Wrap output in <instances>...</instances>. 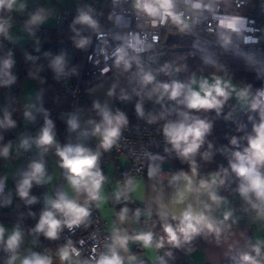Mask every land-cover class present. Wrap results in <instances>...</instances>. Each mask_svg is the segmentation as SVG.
<instances>
[{
    "label": "crops",
    "instance_id": "crops-1",
    "mask_svg": "<svg viewBox=\"0 0 264 264\" xmlns=\"http://www.w3.org/2000/svg\"><path fill=\"white\" fill-rule=\"evenodd\" d=\"M85 4L87 5L86 0H15L11 8L4 7L8 11V16L19 19L29 33L34 27L54 28L59 9L85 7ZM212 78L207 79L211 82ZM229 82L237 90L242 88ZM139 86L140 71L132 67L110 73L91 84L82 101L84 109L78 114L81 127L71 133L69 143H82L93 151L99 150L100 157L103 156L104 150L99 147V137L80 135L83 131L91 132L93 125L89 123L90 121L98 123L101 119L93 107L94 102H99L102 106L107 105L114 113V100L133 98L138 93ZM44 90V77L41 75L25 77L21 82L14 108L15 126L12 127L14 138L5 144L9 146V152L15 154L17 158L11 161L0 159V179L6 187L5 200L0 205V226L5 228V240L14 228L18 227L21 230L22 243L19 251L31 253L44 247L43 255L50 256L52 264H81L71 254L66 261L60 259V251L65 247L58 237L52 240L32 231L45 208L46 197L54 198L57 193L65 192L80 203L86 200L85 194L78 195L68 185L65 170L60 167V158L56 155L55 147L49 148L46 152L36 149L34 142L28 149L21 147V141L25 138L30 142L34 141L39 134L34 130L35 125L47 117L48 109L43 104ZM230 98L235 104L236 111L251 103V93L245 101L238 100L235 93ZM8 106L9 101L7 103L1 101L0 112ZM26 112L31 113L32 118H27ZM63 112H58L55 119L64 123ZM257 116L260 119L259 112ZM56 140L60 146L66 144V137L63 141L56 136ZM106 158L105 180L100 190V199L95 202L106 221L111 241L113 242V237L117 234L128 237L126 248L117 247L124 263L140 257L152 262L157 261L159 250L153 242L155 224L149 217L154 215L173 219L189 205L196 210H204V204H209L211 207L205 214L210 217L215 230L203 228L200 231L203 248L188 253L187 264H220L222 261L239 259L241 254L251 251V245L257 240L264 241V218L252 213L251 206L239 193L235 196L222 197V202L216 205L209 199L207 191L200 188L201 181L209 183L211 181L200 179L193 171L183 172L190 178L191 184L183 176L174 179L181 173L174 172L170 160L161 161L157 166L148 168L142 176H133L129 173L127 158L113 155H107ZM33 161L44 163L46 176L50 179L41 185L33 183L29 194L36 197V203L28 204L19 197L17 186ZM214 189L217 193L216 185ZM130 200L138 206L135 216L128 207ZM26 203L29 205L27 210ZM125 208L128 211L125 219L121 221L120 213ZM145 233H151L152 236L151 244L148 246L134 238ZM10 256L6 253L4 244L0 243V264H8ZM21 259L17 256L14 264H20Z\"/></svg>",
    "mask_w": 264,
    "mask_h": 264
},
{
    "label": "clouds",
    "instance_id": "clouds-1",
    "mask_svg": "<svg viewBox=\"0 0 264 264\" xmlns=\"http://www.w3.org/2000/svg\"><path fill=\"white\" fill-rule=\"evenodd\" d=\"M185 2L191 3L197 9L201 7L199 2L192 3V0H185ZM14 3L15 0H0V7L7 6L11 8ZM178 3L179 0H134V7L139 13L151 18L153 23H165L171 20L183 29L187 25L177 9ZM75 23L92 28L97 25L96 20L83 11L76 17ZM220 27L236 30L232 21L222 20ZM5 32V22L0 21V33ZM87 44V38H81L77 42V47L84 48ZM12 66L13 61L10 58L3 60L2 68L5 75H10L9 70ZM53 67L57 76L63 74L65 68L63 55L55 58ZM14 79V77H11V80ZM142 80L144 85H149L154 83L155 77L151 73H145ZM153 90L159 93V99L166 96L169 100L183 104L188 110H216L217 114L233 93L240 101L247 100L250 95V86L237 90L229 81L223 80L219 76H213L211 82L207 78L197 80L193 77L188 83L178 81L156 83ZM159 99L157 102H159ZM93 107L97 110V114L101 119L98 123L90 121L89 123L93 125L91 132L83 131L80 135L83 137L88 135L97 136L100 138L99 147L105 151L110 150L119 140L122 129L128 124L127 116L121 111L113 113L107 105L102 106L99 102H94ZM251 107L253 110L259 111V122L253 124L252 133L247 136V146L242 150L231 153L229 167L238 180L236 191L240 197L256 210L259 217L264 218V91L258 92ZM136 113L139 117L145 115L139 103L136 105ZM25 116L32 118L31 113L28 112L25 113ZM156 120L157 117L150 116L148 122L155 123ZM66 123L70 132H76L81 127L79 117L76 114H71ZM14 126L15 121L6 113L4 119L0 121V127ZM211 127L210 122L193 116L188 111L179 112L178 119L169 120L163 125L162 132L166 141L178 156L190 161L193 173L196 171L194 157L204 144L205 137L210 133ZM33 142L45 152L49 148L55 147L56 155L60 158V167L65 170L68 185L78 195H86L84 203H80L65 192L57 193L54 198H45V208L32 231L54 240L58 237V233L62 228L67 227L71 230L81 225L90 215L88 201L100 199V190L105 180L98 166L101 153L99 150H91L82 143H67L60 146L56 140L53 122L50 119L45 120L44 126L34 141L30 142L29 139L25 138L21 141V147L28 149ZM231 144L239 147L235 137L232 138ZM8 154L9 146H5L0 150V155L7 157ZM204 155L207 157L208 153ZM224 171L227 172V169ZM181 176L191 184L190 178L183 173L174 177V179H180ZM49 179L50 177L46 176L44 163L33 161L29 165V170L23 173V177L17 186L19 197L28 204L36 203V197L29 194L33 183L41 185L47 183ZM217 183L223 184L224 180H217L216 177H213L210 183L201 181L200 188L207 191L209 199L214 204L219 205L223 198L214 189ZM2 189L3 184L0 183V191ZM210 207L209 204H204V210H196L191 205L187 206L179 216L173 217V219L179 221L176 227L166 225L165 231L173 241H176L178 239L177 232L183 234L185 238H189L199 233L203 228L215 230L210 217L205 214ZM127 211L128 209L125 208L120 213L119 218L121 221L125 219ZM134 238L143 241L145 246L150 245L152 241L151 233L140 234ZM127 240V236L114 235L112 244L108 246V251L101 253L98 258H94L91 264H123V258L118 253L117 247L126 248ZM0 243L4 244L6 252L12 254L8 264H14L17 260V250L22 243L21 230L18 227L14 228L5 240V228L0 226ZM262 248H264V241L257 240L255 244L251 245L250 252L241 254L239 264H262V260H264ZM71 254L79 256L75 249H71ZM69 257L70 245L60 251L62 261L68 260ZM20 264H52V260L50 256L32 252L30 255L23 257Z\"/></svg>",
    "mask_w": 264,
    "mask_h": 264
},
{
    "label": "built area",
    "instance_id": "built-area-1",
    "mask_svg": "<svg viewBox=\"0 0 264 264\" xmlns=\"http://www.w3.org/2000/svg\"><path fill=\"white\" fill-rule=\"evenodd\" d=\"M85 7L59 9L56 14L55 28L69 35L72 47L76 52L75 63L66 62L63 74L57 77L58 85L66 98V144L71 133L66 123L71 114L78 115L83 109L84 94L82 79L85 77L90 84L118 69L133 63L138 57L171 46L180 39L188 38L198 41L203 46L226 50L236 57L249 61L264 68V39L261 36L264 22V0H192L199 2L200 8H195L185 0H179L178 11L186 23L181 28L171 20L165 23H153L152 19L139 13L134 7V0H86ZM87 12L97 25L95 28L75 23L80 12ZM232 21L235 31L220 27L221 21ZM81 38H87L84 48L77 47ZM50 57L53 60L58 55L50 52L28 55V59ZM123 58V59H121ZM151 104L148 106L150 108ZM217 116L216 110H212ZM58 109L50 108L47 117H54ZM128 124L122 129L117 143L105 151L98 160V166L104 175L107 155L122 156L129 161V173L142 176L150 167L157 166L167 160L172 152V146L166 141L159 120L149 123V115L133 117L126 115ZM5 145H0L2 150ZM36 149H40L35 146ZM30 156V155H25ZM17 156L13 153L0 159L11 161ZM0 191V205L6 196L4 182ZM84 203V202H83ZM89 217L79 226L69 230L62 228L58 233L60 243L75 249L79 256L71 254L81 264H91L94 258L108 251L112 241L107 230L106 221L102 218L95 201H88ZM252 213H257L251 207ZM43 255L44 247L35 251ZM12 255L9 252H6ZM32 253V252H31ZM17 250L21 258L30 255ZM123 264H161L140 257Z\"/></svg>",
    "mask_w": 264,
    "mask_h": 264
},
{
    "label": "trees",
    "instance_id": "trees-1",
    "mask_svg": "<svg viewBox=\"0 0 264 264\" xmlns=\"http://www.w3.org/2000/svg\"><path fill=\"white\" fill-rule=\"evenodd\" d=\"M7 19L8 11L5 7H0V21H4L6 25ZM68 37V34L57 30L55 27L52 29L34 27L29 32V40L23 52H18L14 44L4 39V33H0V60L3 62L5 59H11L14 55L17 60V66H12L9 70L10 75H5L4 72L0 76V95L9 87V106L0 112V121L4 119L6 113L14 120L15 104L21 82L25 77L43 76L45 83L44 106L48 110L50 108L58 109L59 112L66 110V98L58 85L56 71L53 67L54 60L47 56L28 59V55L30 54V47L34 43ZM126 67L140 71L139 91L131 99H115L114 113L121 111L125 115L139 117L136 113V105L139 103L144 114L157 117L161 125L169 120L178 119V113L181 111H188L193 116L207 120L212 127L210 133L205 137L204 144L194 157L195 172L203 180L212 181L213 177H216L217 180L223 179V184H216L217 194L220 197L237 195L238 180L235 174L231 172L229 160L232 152L242 150L247 146V136L252 133L253 124L259 122L258 111L253 110L251 105L255 102L258 92L264 91V68L240 59L226 50L203 46L198 41L188 38L180 39L167 48L158 49L146 56L138 57L133 63L117 71ZM145 73H151L155 77L153 84H143L142 78ZM195 75L225 76L250 86L251 103L236 111L234 102L229 98L220 110V115L217 116L212 110H188L183 104L169 100L166 96L159 99V93L153 90L156 83H171L173 81L188 83ZM11 77L15 79L11 80ZM90 85L84 77L82 79L83 94ZM158 99L159 102H157ZM150 104L151 106L148 108ZM46 119L53 122L55 136L64 141L66 137L65 122L58 121L55 116L46 117ZM46 119L37 123L34 130L40 132ZM234 137L237 139L239 147L231 144ZM12 138H14L12 127H0V145H5ZM205 153H208L207 157H205ZM167 160H170L176 173L192 171L190 161L178 156L175 150H172ZM225 169L227 172L224 171ZM128 203L132 215L135 216L138 206L132 200ZM25 209H29L27 203ZM149 218L155 224L153 242L159 250L157 262L161 264H187L188 253L203 248L201 232L189 238H185L183 234L177 232L178 239L173 241L165 231V227L172 225L175 228L179 223L178 220L154 215ZM220 264H239V259L222 261Z\"/></svg>",
    "mask_w": 264,
    "mask_h": 264
},
{
    "label": "rangeland",
    "instance_id": "rangeland-1",
    "mask_svg": "<svg viewBox=\"0 0 264 264\" xmlns=\"http://www.w3.org/2000/svg\"><path fill=\"white\" fill-rule=\"evenodd\" d=\"M5 27H6V32L4 33V39L14 44L15 49L18 52H23L25 45L27 44L29 40V33L26 32L24 26L21 24V21L19 19H14L13 17L8 16ZM261 36H262V39H264V22H262ZM11 60L13 61V67H16L17 66L16 56L15 55L12 56ZM213 76H218V75H195L194 77L197 80H199L201 78H211ZM219 77H221L223 80L227 79L235 83L236 85L241 86L242 88L246 87V85L240 82L234 81L228 77H225V76H219ZM1 101L4 103H7V101H9V87L6 90H4V92L0 95V102ZM258 112H257V115H258Z\"/></svg>",
    "mask_w": 264,
    "mask_h": 264
},
{
    "label": "water",
    "instance_id": "water-1",
    "mask_svg": "<svg viewBox=\"0 0 264 264\" xmlns=\"http://www.w3.org/2000/svg\"><path fill=\"white\" fill-rule=\"evenodd\" d=\"M50 52L52 54L61 56L63 55L64 61L75 63L77 60L76 52L74 51L71 40L69 38L59 39V40H49L34 43L30 47V53L40 54L43 52ZM4 74L2 68V61L0 60V76ZM66 111L63 112V115L66 117ZM64 117V119H65Z\"/></svg>",
    "mask_w": 264,
    "mask_h": 264
}]
</instances>
